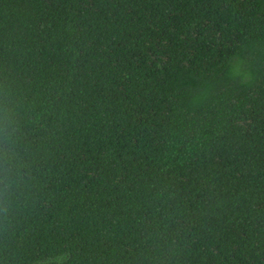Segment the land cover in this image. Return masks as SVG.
Returning a JSON list of instances; mask_svg holds the SVG:
<instances>
[{
  "label": "trees",
  "instance_id": "trees-1",
  "mask_svg": "<svg viewBox=\"0 0 264 264\" xmlns=\"http://www.w3.org/2000/svg\"><path fill=\"white\" fill-rule=\"evenodd\" d=\"M0 86V264H264V0H0Z\"/></svg>",
  "mask_w": 264,
  "mask_h": 264
},
{
  "label": "clouds",
  "instance_id": "clouds-1",
  "mask_svg": "<svg viewBox=\"0 0 264 264\" xmlns=\"http://www.w3.org/2000/svg\"><path fill=\"white\" fill-rule=\"evenodd\" d=\"M20 139V119L17 101L7 86H0V216L8 219L24 177V160L17 145Z\"/></svg>",
  "mask_w": 264,
  "mask_h": 264
}]
</instances>
